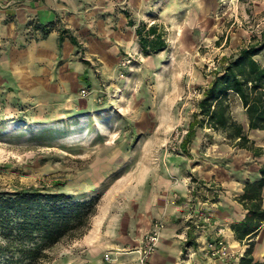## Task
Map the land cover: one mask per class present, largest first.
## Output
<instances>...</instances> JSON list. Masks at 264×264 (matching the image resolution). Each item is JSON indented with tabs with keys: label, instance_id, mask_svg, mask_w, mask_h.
Returning <instances> with one entry per match:
<instances>
[{
	"label": "rangeland",
	"instance_id": "rangeland-1",
	"mask_svg": "<svg viewBox=\"0 0 264 264\" xmlns=\"http://www.w3.org/2000/svg\"><path fill=\"white\" fill-rule=\"evenodd\" d=\"M0 4V191L57 179L65 191L97 196V209L109 203L122 206L136 185L161 183L158 175L180 155L192 171L226 168L221 176L240 181L254 175L264 155L254 157L209 128L198 130L188 152L178 146L197 91L210 78L217 57L235 50V41L241 44L259 33L264 9L254 12L250 0H0ZM124 9L135 24L161 23L167 47L143 54ZM42 23L53 26L46 35L38 27ZM60 27L69 29L80 45L66 37L58 46ZM15 47L24 58L35 57L34 80L3 73L4 58L14 57ZM248 134L264 147L262 131ZM188 176L192 188L187 202L191 208L198 206L196 215L186 219L187 230L193 227L197 234L191 246L229 262L244 243L233 246L226 241L229 254L220 258L203 248L214 237L197 239L200 217L211 216L199 201L198 184L206 187L207 202L220 186L209 180L203 183L197 173ZM170 200L175 202L177 195ZM156 219L163 220L157 217L152 223ZM263 240L264 227L256 236V258L263 255ZM106 251L111 258L103 254V261L115 262L124 249ZM82 254L79 242L64 241L44 264H78ZM137 262L144 264L138 257Z\"/></svg>",
	"mask_w": 264,
	"mask_h": 264
},
{
	"label": "trees",
	"instance_id": "trees-1",
	"mask_svg": "<svg viewBox=\"0 0 264 264\" xmlns=\"http://www.w3.org/2000/svg\"><path fill=\"white\" fill-rule=\"evenodd\" d=\"M124 13L127 24L134 25L136 41L143 54H153L167 47L161 23L142 20L135 24L127 9ZM38 27L42 35L53 28L50 23ZM57 31L59 46L66 37L73 45H80L69 29L60 27ZM216 61L210 69V78L198 89L200 94L195 98L194 110L178 147L188 152L198 130L209 128L259 158L264 155V147L257 144L248 131L264 133V27ZM235 98L246 115V124L232 112ZM40 182L0 191V264H44L51 259L55 246L82 236L91 225L97 212V196L65 191L57 179ZM263 190L264 159H261L254 175L244 180L242 191L237 195L244 214L231 223V229L234 238L245 247L236 264H264V252L261 258L253 253L256 236L264 224ZM192 230L193 227L187 230L185 246L195 241L197 234Z\"/></svg>",
	"mask_w": 264,
	"mask_h": 264
},
{
	"label": "crops",
	"instance_id": "crops-1",
	"mask_svg": "<svg viewBox=\"0 0 264 264\" xmlns=\"http://www.w3.org/2000/svg\"><path fill=\"white\" fill-rule=\"evenodd\" d=\"M250 1L254 12L257 13L264 9V0ZM0 8H2L1 4ZM10 11H13V9H10ZM241 41L242 39L239 40V42ZM239 44L235 41L234 49ZM13 50L15 51L14 57L8 58L6 56L4 58L1 65L4 70L3 73H11L18 77L29 76L31 80H34L37 66L35 57L26 59L18 48L15 47ZM231 109L239 120L246 123V115L237 98L233 100ZM235 112L238 114L236 115ZM182 158L181 155L175 157L176 163L173 162L166 171L161 170L162 175H158L161 176V183L156 186H154V183H145V186L136 185L133 194L129 196L127 201H124L122 206H112L111 203L105 207L99 205L87 232L72 240L73 244L79 242L83 247L81 263L78 264H140L137 262L138 253L135 249L141 245L144 235L151 228L153 219L157 217L163 218L164 227L161 230L157 249L144 264H178L180 262L184 264H236L237 258L242 252L239 249H235L237 252L235 258L225 262L207 256L200 250L192 248L191 245L188 248L185 246L187 238L186 219L193 212V215H196V209L198 208V206L191 208L187 202L192 184L186 177H189L188 172L197 173L203 183L209 180L220 186V190L215 194L213 200L208 202L203 196L205 190H207L206 187L200 185L198 186L199 189L196 190L202 208H206L207 213L211 215L210 220L200 217L201 223L198 227L199 235L197 239L204 241L208 237H214L218 234L217 229L221 228L223 237L233 246L239 244V241L234 238L231 223L240 219L244 214V209L238 202L237 195L242 191L245 179L240 181L231 176H221L222 170H226V168H215V170L208 171V173L202 169L192 171L193 167H187L184 164L185 162L182 163L184 161ZM148 174L153 176L152 173ZM176 176L181 178L175 181L173 178ZM209 193L206 192V194ZM174 194L177 195V200L171 202L170 198ZM262 227H264V224ZM261 245L260 253H263L264 240ZM112 247H119L124 251L117 255L115 262L103 261L104 252ZM183 252H186V256H183Z\"/></svg>",
	"mask_w": 264,
	"mask_h": 264
},
{
	"label": "built area",
	"instance_id": "built-area-1",
	"mask_svg": "<svg viewBox=\"0 0 264 264\" xmlns=\"http://www.w3.org/2000/svg\"><path fill=\"white\" fill-rule=\"evenodd\" d=\"M127 61H129V59H127ZM82 92H86L84 88L82 89ZM199 94V91H197V95ZM175 195L176 194H174V196L172 197V201L174 200ZM206 219L210 220V216H207ZM163 227V220L156 219L152 223L151 228L144 235V239L141 245L135 249V251L138 253V259L141 263H145L149 256L157 249L158 241ZM217 231L218 234L214 236L213 240L207 241L203 248L206 249V252H208L212 256L224 258L229 254L228 247L226 244V240L222 235V229L218 228ZM104 257L106 259H110L111 255L108 251H106L104 253Z\"/></svg>",
	"mask_w": 264,
	"mask_h": 264
}]
</instances>
